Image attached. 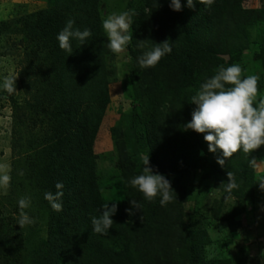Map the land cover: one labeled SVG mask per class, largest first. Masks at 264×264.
Masks as SVG:
<instances>
[{"label": "trees", "instance_id": "obj_1", "mask_svg": "<svg viewBox=\"0 0 264 264\" xmlns=\"http://www.w3.org/2000/svg\"><path fill=\"white\" fill-rule=\"evenodd\" d=\"M46 1V7L19 17L11 29L26 46L18 74L32 97L29 111L20 113L17 106L15 116L32 124L44 116L50 132L46 140L25 147L22 127L16 125L11 193L18 202L38 192L48 234L42 238L17 224L18 203V217L0 212V264H230V259L208 260L203 255L210 238L184 218L190 197L183 177L201 170L202 180L213 179L224 197L252 195L257 178L250 161L261 155L264 145L252 153L237 151L221 166L219 152H209L205 134L185 129V124L196 107L191 96L219 66L227 67L241 56L250 27L262 24L264 36V10L248 5V0H197L195 8L183 6L186 0H181L180 11L169 7L170 0H144L133 17L131 50L143 106L122 114L112 127L118 160L106 176L98 165L101 154L94 151L112 99L107 63L112 51L102 28V1ZM68 18L75 19V27L92 30L84 45L72 42V54L57 40ZM165 41L172 52L155 67H140L138 58ZM255 57L264 72V42ZM142 153L148 154L154 172L171 180L177 199L161 206L159 196L148 201L130 185L142 170ZM227 173L238 187L228 188ZM57 181L64 184L60 211L44 199L46 191H55ZM131 200L140 209L133 208ZM108 202L110 207L117 203L118 210L112 228L102 235L93 231L91 217ZM213 214L234 223L230 213Z\"/></svg>", "mask_w": 264, "mask_h": 264}, {"label": "rangeland", "instance_id": "obj_2", "mask_svg": "<svg viewBox=\"0 0 264 264\" xmlns=\"http://www.w3.org/2000/svg\"><path fill=\"white\" fill-rule=\"evenodd\" d=\"M103 19L113 12L134 9L135 13L142 10L144 0H101ZM46 0H0V79L16 78V90L8 92L0 89V164L8 166L11 182L5 189H0V212L2 216L18 217L15 207L17 200L12 195V171L16 153L12 148L16 125L22 127L25 147L31 141L46 140L50 135L49 126L41 113L37 122L32 124L28 119L25 123L15 116V111H29L28 103L31 95L22 85L18 71L22 65L25 43L19 33H12L18 18L46 7ZM248 5L264 10V0H248ZM8 27V28H7ZM262 24L250 27V41L241 56L233 61L244 69L243 75H258L259 91L255 100H264V72L262 64L255 55L264 42ZM133 32V23L131 26ZM132 41L123 53L107 56L109 67L111 102L103 119L94 151L101 154L98 159L103 175L109 174L116 167L118 151L112 135V127L122 114L139 110L143 106L139 101V82L137 72H133L134 49ZM228 55V54H227ZM230 59V55L229 58ZM23 117V116H22ZM25 117V116H24ZM22 132L20 134H22ZM202 171L188 172L183 177L187 186L189 201L186 204L184 218L196 228L205 229L210 241L204 246L203 255L206 259H230V264H264V189L256 181L252 195L246 197H224L222 191L214 186V180H202ZM256 178L264 175V150L256 158ZM31 205L27 213L33 223L25 225L42 237H47L48 217L45 208L40 204L38 192L30 193ZM35 197V200H34ZM35 201V203H33ZM26 210V209H25ZM214 212L230 213L233 221L214 216ZM17 213V214H16Z\"/></svg>", "mask_w": 264, "mask_h": 264}, {"label": "clouds", "instance_id": "obj_3", "mask_svg": "<svg viewBox=\"0 0 264 264\" xmlns=\"http://www.w3.org/2000/svg\"><path fill=\"white\" fill-rule=\"evenodd\" d=\"M212 0H208L211 4ZM197 0H186L188 8H195ZM169 7L174 11L182 10L181 0H170ZM134 9L113 12L106 15L102 20V28L106 33L107 47L114 54L125 51L133 39L131 26ZM92 35V30L75 27V19L68 18L64 27L58 32L57 40L59 47L66 52L73 53V41L84 45ZM172 46L165 41L156 43L152 49L144 52L138 63L142 68L155 67L159 61L172 52ZM244 69L239 64H231L227 67H218L216 73L206 78L199 89L191 96V102L196 105L192 112V119L185 124V129L203 133L204 140L208 143V150L212 153L219 152L217 163L223 166L228 158L237 151L252 153L264 145V100L254 104L259 91L258 75H243ZM16 78L3 77L0 79V89L12 92L16 90ZM143 161L142 170L132 177L130 185L138 189L148 201H154L158 196L159 203L165 206L167 203L177 199V194L172 187V182L165 174L154 172L150 166L147 153L141 154ZM250 163L255 166L256 158L252 157ZM228 175V188L238 187L233 174ZM11 182V175L6 164H0V189H5ZM257 182L264 189V175H258ZM64 184L57 181L55 191H46L44 199L47 200L52 209L62 210L64 197ZM20 209L17 224L21 227L33 223L32 218L25 211L31 205V198L21 197L18 200ZM133 208L140 209L138 202L130 201ZM102 209V211H101ZM118 210L117 203L109 202L103 204L99 209L98 216L91 217L93 231L106 235L114 223L112 216ZM132 209L126 211L131 212Z\"/></svg>", "mask_w": 264, "mask_h": 264}, {"label": "water", "instance_id": "obj_4", "mask_svg": "<svg viewBox=\"0 0 264 264\" xmlns=\"http://www.w3.org/2000/svg\"><path fill=\"white\" fill-rule=\"evenodd\" d=\"M226 58L228 59L229 58V55H226Z\"/></svg>", "mask_w": 264, "mask_h": 264}]
</instances>
